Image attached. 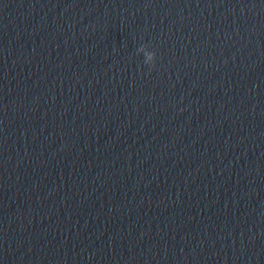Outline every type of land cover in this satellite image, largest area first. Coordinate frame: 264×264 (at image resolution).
Wrapping results in <instances>:
<instances>
[{"label":"clouds","instance_id":"1","mask_svg":"<svg viewBox=\"0 0 264 264\" xmlns=\"http://www.w3.org/2000/svg\"><path fill=\"white\" fill-rule=\"evenodd\" d=\"M155 55L156 54L154 52L147 54L146 55V59L144 60V63L145 64H148L155 57Z\"/></svg>","mask_w":264,"mask_h":264}]
</instances>
